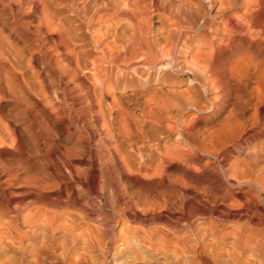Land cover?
<instances>
[{"label":"bare ground","instance_id":"6f19581e","mask_svg":"<svg viewBox=\"0 0 264 264\" xmlns=\"http://www.w3.org/2000/svg\"><path fill=\"white\" fill-rule=\"evenodd\" d=\"M27 6L34 13L41 9L39 28L51 33L49 35H56L54 47L47 48L44 53L43 43L35 37L42 35L38 28L34 30L36 33H28L25 36L26 45L23 43L24 46L20 48L12 41L11 43L15 45L10 46L8 34L5 35L8 11L9 14L13 11L24 15ZM21 13H18V16ZM18 19L19 17L13 20ZM7 48L14 53L17 51L13 50L17 49L19 53L16 54L19 58L25 53L46 57L51 68L54 71L58 70L59 74L56 73L60 75L59 79L65 83L70 76L81 79L88 86H94L91 92L97 93L96 96L100 99L109 98L108 94L111 93L114 101L116 96H121L120 93L131 91L139 114L134 117L132 114L136 111L130 113L131 115L124 113L127 114L124 121L129 116H132L131 120L135 118L136 128L133 133L128 130L131 134L129 133L130 136L127 134L129 137L126 139L123 136L125 134L120 133L125 140L122 139L126 141L123 142L128 154L124 153L120 157L118 153L116 158L119 160L116 162L126 172L129 171L141 178H129L125 184L128 189L123 184L125 190L112 181L97 179L96 174L86 178L87 173L84 171L81 172V175L85 174L83 178L77 177L74 180L68 178L70 181L64 178L56 179L58 181L51 180L47 179L48 176L43 178V175H40L42 177L40 178L35 174L40 178L36 179V176L31 178L28 175L27 178H30L24 179L27 182H23L28 189V196L16 200L15 193L5 194L4 185L7 187L8 183L9 185L12 183L8 181L10 177L6 176L3 179H8L7 182L3 180L5 184L0 183V264H264L262 243L264 229L262 231V222L258 214L249 213L252 210V208L249 210L251 202L247 199L250 195L244 197L248 192L244 196L240 191L232 194L229 192L230 196H224L225 198L219 201L214 199L217 197H213L214 200L196 197L194 192L190 198L180 193L177 196L171 195L170 191L173 190L175 194L179 184L175 179L177 185L170 183L169 179V184L164 185L162 182L164 174L161 170L167 160L181 156L180 146L176 144L196 147L195 124L204 118L197 116L189 119V112L196 114L210 112L212 117H216L217 122L210 129H205L206 133L223 142L226 140L227 143V140L229 142L237 140L245 134L246 124L249 122L245 111L254 106L251 124L249 123L250 127L248 125L247 127L249 133L254 136L264 137V0H0V85L12 91L9 93L15 92L23 101L26 95L30 96V90L33 84L37 83V77L31 75L36 82H33V78L23 77L24 74L18 77L16 73L20 71L17 72L16 69H22L16 60L18 56L10 55ZM22 66L24 72L29 69V65L25 66L26 69L24 65ZM181 77H186L184 83L186 90L180 93L173 91L174 100H171L166 97L168 91L164 90V87ZM40 85L41 83L38 86ZM252 85L255 86L251 87ZM246 89L250 90L246 92ZM31 91H35L34 88ZM85 91L90 93V87ZM231 97H234V110L229 109L231 112L220 116L225 112ZM86 100L91 102L88 98ZM110 104V107H114V103ZM42 107L45 108L44 105ZM54 108L53 110L57 109ZM47 114L50 115L48 112ZM92 114L90 112V116ZM107 116L112 122L110 113ZM115 117L117 118L116 115ZM53 118L52 123L56 119L53 121ZM169 120H173L174 125H171ZM103 122L99 125H103ZM145 125L156 128L157 136H147L146 131V134H142L144 127H147ZM1 130L4 131H1L0 135L6 128ZM123 130L121 129L122 132ZM151 131L150 129L148 132ZM171 132L176 133L172 139L173 143L165 141ZM4 134L8 135L6 132ZM2 136L4 135L2 134L0 139ZM254 136L250 138L253 139ZM159 139H164L163 146L159 145ZM47 145L45 147H48ZM261 148L264 147L261 146L259 151ZM256 149L255 154L258 153ZM260 155H263L260 156V161L264 164V153ZM250 158H253V155ZM257 159L259 160V157ZM153 161H157V164H151ZM28 166L30 168L29 164ZM0 167L5 168V165L2 163ZM16 167L13 165V168H10L8 176L12 175L14 168L18 169ZM163 168L165 169V166ZM5 169H7L5 173L8 172L9 168ZM5 169L1 171L4 172ZM141 170L146 173L141 174ZM27 171L29 172L28 168ZM15 172L13 175H17ZM147 173L160 180L158 182L155 180L156 183L147 182L146 178L149 177ZM131 174L128 176L131 177ZM254 177L258 178L256 175ZM244 178L246 180V175ZM20 179L23 180L21 177ZM254 179L250 177L246 182L261 190L259 182H262V179H258L259 182ZM183 183L180 186L184 185ZM242 183L243 181H237L235 184L240 186ZM19 184L18 188L21 186ZM204 187L206 189V186ZM196 190L201 192L199 188ZM204 192L200 195H204ZM207 192L204 197L207 196ZM63 193L66 194V199L62 198ZM255 193L257 192L253 194ZM86 195L93 196L92 201L97 203L101 212L91 210L93 205L89 204ZM31 207L33 210H30ZM46 207L50 210L54 207L59 211H50Z\"/></svg>","mask_w":264,"mask_h":264},{"label":"rangeland","instance_id":"374dc122","mask_svg":"<svg viewBox=\"0 0 264 264\" xmlns=\"http://www.w3.org/2000/svg\"><path fill=\"white\" fill-rule=\"evenodd\" d=\"M9 8V7H8ZM7 8V9H8ZM10 9V8H9ZM26 10H24V15L21 13V12H18V13H21L19 14L18 16V13H15L13 11H10L12 13L9 14V11L7 13V25H6V28H5V35L7 36L8 34V42L12 43H16L15 44H10V46H18L19 48L21 46H24V44L26 45V41H25V36L30 33H34L35 29L38 28V30L40 31V33L43 35H41V37L39 36H35L36 38H38V41L41 43H43V47H42V53L45 52V50H47V48H53L54 47V43L56 42V35L53 34V35H49L51 33H46L44 32V30H42V28H39V17L41 15V12L39 9L37 12H32L30 10V7L27 6L25 7ZM28 9V10H27ZM31 12H30V11ZM30 13H29V12ZM26 12V13H25ZM29 14H28V13ZM40 12V14H39ZM15 13V14H14ZM32 13V15H31ZM34 13V14H33ZM38 13V14H37ZM9 14V15H8ZM27 14V15H26ZM22 15V17L20 16ZM13 16V17H12ZM17 17H19V19L17 21H14L17 19ZM42 17V16H41ZM40 17V18H41ZM22 18V19H21ZM25 18V19H24ZM36 18V19H35ZM12 19V20H10ZM14 19V20H13ZM35 19V20H33ZM21 20V22H20ZM30 20V21H29ZM11 23H10V22ZM23 21H25L23 23ZM29 21V22H28ZM23 23V24H22ZM32 23V24H31ZM15 24V25H14ZM16 24H18L16 26ZM29 24V25H28ZM37 24V26H36ZM13 27H12V26ZM21 27H20V26ZM35 25V26H34ZM25 28H23V27ZM30 26V27H29ZM12 27V29H11ZM8 28V29H7ZM16 28V29H15ZM22 28V29H21ZM7 29V30H6ZM10 29V30H9ZM24 29V30H23ZM17 30V31H16ZM23 31V32H22ZM43 31V32H42ZM10 32V33H9ZM25 32V33H24ZM27 32V33H26ZM36 33V32H35ZM14 34V35H12ZM20 34V35H19ZM48 34V35H47ZM15 36V37H13ZM21 37V38H20ZM14 38V39H13ZM45 38V39H44ZM53 38V39H52ZM11 39V40H10ZM44 39V41H43ZM55 39V41H54ZM16 40V41H15ZM18 40V41H17ZM24 40V41H23ZM52 40L54 42H52ZM23 41V42H22ZM48 41V43H47ZM46 42V43H44ZM24 43V44H23ZM50 43V44H49ZM23 44V45H22ZM47 44V45H46ZM48 46V47H47ZM46 47V48H44ZM10 48V47H9ZM9 48H7V50H9ZM44 50V51H43ZM10 51V50H9ZM13 51H17L16 53H19L18 50L14 49ZM10 55H14L16 53L14 52H9ZM25 55V56H24ZM32 55V54H31ZM30 55V53L28 54H23L22 55V58L20 59L18 54H16V57L18 56V58H16L17 62L19 65H21V68L22 69H16L17 72L19 73H16L17 76L19 77L20 76H24L23 77H29V78H36L37 77V83H41L40 86L37 85V83L33 84V87L32 89L34 88L35 91H33L37 96H35V94H33V92L30 90V96H27L26 95V99L22 101L21 98H19V96H17V94L15 92L12 93H9V92H12L11 90H7L5 88L4 85H0V123L3 124V125H0V133L1 131H4V130H1V129H4L6 128L5 132L8 134L6 136V134H4L2 132V134L4 136H2L4 139H8V140H3L0 139L1 143H0V166H2V163L5 165V168H9L8 169V172L5 173V171H7V169H5L4 167H0V183L2 184H5L3 183L6 176V180H8L9 182H12L8 183L7 187L6 185H4L5 189V194H8L9 192L10 193H15L16 197V200H19V199H22V198H25L26 196H28V189L25 187L26 185L23 183V182H27V181H24V179L27 178V176H36L35 178L37 179V175L40 176V175H43V178L45 176H48L47 179H51V180H61L62 178L64 179H75L77 177H80V178H83L85 175L84 173H87L85 175L86 178H90L92 175H95L96 174V177L97 179H100V180H104V181H112L114 183H117L120 187L124 188L126 190L127 186L125 185L128 181L129 178H136V179H139L141 178L140 176H137V175H133L131 173H129V171H125L121 166H119L117 163L119 158H116L118 156V153H120V157L122 156V154H128L126 151L127 150V147L125 146V143L126 141H124L126 139V137H129L131 133H133V130L136 128L135 126V115L139 114V108H137L138 106L136 105V101H133L132 99V95H131V91H125V92H122L120 93L121 96H116L113 101V97L111 98V93L108 94L109 95V98H105V99H100L96 96V94L92 93L93 92V88L94 86L93 85H90L88 86V84L86 82H84L83 80L81 79H78V78H75L70 76L69 79L71 80L70 83H69V79L68 81H66V83L64 81L61 80V78L59 79L60 75L59 72H57L58 70L54 71L52 68H51V64H49L48 60L46 57H39L38 55L36 54H33L32 56ZM15 56V55H14ZM24 56V57H23ZM26 58H29L26 60ZM40 58V59H39ZM44 58V60H42ZM25 59V61H24ZM31 60V61H30ZM33 60V61H32ZM40 60V61H39ZM46 60V61H45ZM21 61V62H20ZM27 61V62H26ZM28 61L30 63H28ZM36 61H37V64H36ZM24 62V63H23ZM35 63V64H34ZM40 63V64H39ZM46 63V64H44ZM48 63V64H47ZM33 64V65H31ZM24 65V68L26 69V67L28 66L29 69L27 68L24 72V69H23V66ZM42 65V66H41ZM45 65V66H44ZM49 65V66H48ZM26 66V67H25ZM31 66V67H30ZM34 69H32L33 67ZM36 66V67H35ZM41 66V67H40ZM49 67V68H48ZM37 68V70L35 69ZM47 68V70H46ZM39 69V70H38ZM44 69V70H43ZM52 69V71H51ZM23 70V71H22ZM31 70V71H29ZM46 70V71H45ZM27 71V72H26ZM39 71V72H38ZM45 71V72H44ZM22 72V73H21ZM24 72V73H23ZM32 72V73H30ZM51 72V73H50ZM53 72V73H52ZM58 74H57V73ZM37 75H36V74ZM22 74V75H21ZM26 74V75H25ZM33 74V76H31ZM51 74V75H50ZM36 75V76H35ZM54 77H53V76ZM51 76V77H50ZM45 77V78H44ZM53 77V79H52ZM33 78V79H34ZM39 78V79H38ZM57 78V80H56ZM32 79V80H33ZM42 79V80H41ZM185 79V80H184ZM35 80V79H34ZM33 82H36V80ZM74 80V81H73ZM59 81V82H57ZM73 81V82H72ZM83 81V82H81ZM64 82V83H63ZM81 82V83H79ZM182 82V83H181ZM186 82V77H181L179 79H176L175 81H173V83H167V85L164 87V90L168 91V93L166 92V97H169V99H173L174 100V93H180V92H183L184 90H186V86L184 85V83ZM44 83V84H43ZM55 84H58V85H55ZM66 84V86H65ZM69 84V85H68ZM92 84V82H91ZM47 85V86H46ZM86 85V86H85ZM36 86V87H35ZM44 86V87H43ZM65 86V87H63ZM255 85H252L251 87H254ZM57 87V88H56ZM87 87H90V93H88L86 90ZM37 88V90L35 89ZM50 88V89H49ZM250 88V87H249ZM45 89V90H44ZM62 89V90H61ZM68 89V90H67ZM81 89V90H79ZM91 89H92V92H91ZM174 89V90H173ZM178 89V90H177ZM65 90V91H64ZM183 90V91H182ZM250 89H246V92L249 91ZM38 91V92H37ZM52 91V92H51ZM63 91V92H62ZM173 91H175L174 93H172ZM3 92V93H2ZM245 92V93H246ZM16 95H15V94ZM45 93V94H44ZM53 93V94H52ZM70 93V94H69ZM3 94V95H2ZM40 94L42 96H40ZM67 94H69L67 96ZM94 96H90V95ZM34 95V96H33ZM62 95V96H61ZM80 95V96H79ZM85 95V96H84ZM117 95V94H115ZM130 95V96H129ZM218 95V94H217ZM217 95H214V96H217ZM242 95V94H241ZM16 96V97H15ZM64 96V97H63ZM67 96V97H66ZM71 96V97H69ZM82 96V97H81ZM91 98H89V97ZM96 96V97H95ZM236 95H234L235 97ZM36 97V98H35ZM38 97V98H37ZM73 97V98H72ZM76 97V98H75ZM119 97V98H118ZM128 97V99H127ZM131 97V98H130ZM234 97H231L230 98V102L228 103L226 109H225V112L220 114V116H225L227 115V113H229L228 111H233L234 108ZM29 98V99H28ZM70 98V99H69ZM82 100H81V99ZM88 98V100H91L90 101H87L86 99ZM97 100H96V99ZM74 99V100H72ZM93 99V100H92ZM96 101H99L97 104H95V100ZM112 99V101H111ZM21 100V102H20ZM39 100V101H38ZM51 100V101H50ZM63 100V101H62ZM68 102H66V101ZM107 100V101H106ZM65 101V102H64ZM75 101V102H73ZM83 101V102H81ZM93 101V103H92ZM118 101V102H117ZM120 101V102H119ZM127 101V102H126ZM27 102V103H26ZM52 102V103H51ZM54 102V103H53ZM59 102V103H58ZM71 102V103H70ZM89 102V103H88ZM107 102H108V105H107ZM141 102V101H140ZM252 102V101H251ZM110 103H114V107H110L111 104ZM135 103V104H134ZM51 104V106H50ZM68 104V105H67ZM72 106H71V105ZM76 104V105H75ZM84 104V105H83ZM103 104V105H102ZM115 104L117 105L116 107H121V108H116L115 107ZM120 104V105H119ZM128 104V105H126ZM134 104V105H133ZM253 104V102H252ZM44 105L45 108H43L42 106ZM57 105V106H56ZM65 105V106H63ZM80 105V107H79ZM86 105V106H85ZM98 107H97V106ZM55 106V108L53 107ZM60 106V107H59ZM68 106V107H66ZM76 106V107H75ZM83 106V107H82ZM137 106V107H136ZM15 107V108H14ZM28 107V108H27ZM57 109L56 110H53V108ZM65 107V108H64ZM71 107V108H70ZM77 107L79 109H77ZM82 107V108H81ZM101 107V108H100ZM253 107L254 106H251L250 108H248L246 111H245V116L247 118V121L249 119V122L248 124L251 122L250 120H252V116L251 114H253ZM31 108L32 111H31ZM52 108V109H51ZM69 108V109H68ZM76 108V109H75ZM84 108V109H83ZM94 108V109H92ZM97 108H99V110H97ZM109 108V109H108ZM138 111H137V109ZM22 109V110H21ZM72 109V110H71ZM81 109V110H80ZM86 109L87 112H86ZM104 109V110H103ZM112 109H114L112 111ZM115 109H116V112H115ZM123 109H125V111H123ZM129 110L127 112V110ZM230 109V110H229ZM48 110V111H47ZM59 110H62V111H59ZM71 110V111H70ZM78 110V111H77ZM95 110V111H94ZM109 110V111H107ZM24 111V112H23ZM41 111V112H40ZM69 111V112H68ZM75 111V112H73ZM91 114L93 113L91 116H90V112ZM93 111V112H92ZM100 111H103V112H100ZM111 111V112H110ZM133 111H136V113H133ZM230 111V112H231ZM255 111V110H254ZM32 114H31V113ZM47 112L50 114L48 115ZM74 114H73V113ZM78 112V114L76 113ZM81 112H82V116L80 117L81 115ZM85 112V113H84ZM110 113L111 115V121H109L108 119V114ZM76 113V114H75ZM80 113V114H79ZM99 113V114H98ZM104 113V114H103ZM121 113V114H120ZM124 113H129L128 115H134L133 119L131 120L130 118H132V116H129V118L125 119L124 121V117L127 116V114H124ZM131 113V114H130ZM4 114V115H3ZM37 116H36V115ZM89 114V115H87ZM98 116H97V115ZM189 119L190 118H193V117H197L199 116L200 118H204L203 120L201 121H198L196 124H195V130H196V139H197V142H196V147H192L190 145H184V144H176L177 146H180L179 149L181 150V158L178 157V158H170L169 160H167L165 164H163V166H165V169L163 168V166L161 167L162 169V173L164 174L162 176V182L164 183V185H168L169 184V179H171L170 183H174V184H179L177 185L178 186V190L177 192L174 194L173 190L170 191V194L171 195H187V197H192V193L194 194V196L196 197H201V198H206V199H209V200H217L218 201L222 198H225V197H228L230 196L232 193L234 192H237V191H240L241 193H243V196L244 197H248L250 195V198L248 197L247 199L249 200L250 203V209L252 208V210L249 212L250 214L252 213H256L258 214V218L261 220L260 222H262V231L264 229V164H262V162L260 161V156L262 157L263 155H260L264 153V148H261L260 152L259 149L260 147H264V137H259V136H254L253 134L249 133V129L248 127H250L249 125L251 124H246V129H245V134L240 137V138H235L237 140H231L229 142V140H227L228 142L226 143V140L223 142L221 141L219 138H216L214 135L213 136H210L208 135V133H206V130L210 129L212 126H214L217 122L216 120V117H212L211 113H202V114H196V113H193V112H189ZM210 114V115H209ZM68 115V117L66 116ZM77 115V116H75ZM87 115V116H86ZM100 115V116H99ZM104 117H102V116ZM115 115L117 116V118L115 117ZM119 115V116H118ZM123 115V118H121ZM7 116V117H6ZM45 116V117H44ZM106 116V117H105ZM211 116V117H210ZM251 118H250V117ZM5 117V118H4ZM25 117V118H24ZM54 117V118H53ZM76 117H78L77 119L79 121H77ZM91 117V119H90ZM97 117V118H96ZM100 119H99V118ZM119 117V118H118ZM206 117V118H205ZM249 117V118H248ZM12 118V119H11ZM50 118V119H49ZM53 118V121L55 119V122L52 123V119ZM4 119V120H3ZM6 119V120H5ZM43 119V120H42ZM99 119V120H98ZM102 119V120H101ZM116 119V121H115ZM207 119V120H206ZM75 120V121H74ZM87 120V121H86ZM90 120V121H89ZM92 120V121H91ZM128 120V121H127ZM206 120V121H205ZM8 121V123H7ZM42 121V122H41ZM44 121V122H43ZM57 121V122H56ZM85 121V122H84ZM93 122L92 124L89 123V122ZM96 121V122H95ZM101 121V122H100ZM103 122V125H99V123L101 124ZM108 121V122H107ZM122 121V122H121ZM132 121V122H131ZM171 125H174L173 123V120H169ZM5 122V123H4ZM10 122V123H9ZM40 122V123H39ZM83 122V123H81ZM113 122H115L116 124H118V126L116 124H114ZM127 122V123H125ZM6 123L8 125H6ZM46 123V124H45ZM68 123V124H67ZM80 123V124H79ZM85 123V124H84ZM115 125H113V124ZM132 123V124H131ZM134 123V124H133ZM5 124V125H4ZM11 124V125H10ZM28 124V125H27ZM30 124V125H29ZM36 124V125H35ZM44 124V125H43ZM88 127H87V125ZM91 124V127L89 126ZM123 124V125H122ZM131 124V125H130ZM40 125V126H39ZM82 125V126H80ZM84 125V127H83ZM135 125V126H134ZM248 125V127H247ZM7 126V127H6ZM114 126V127H113ZM147 127H144L145 130L142 131V134H146L147 132V136H157L155 130L156 128H153L152 125H145ZM2 127V128H1ZM33 127V128H32ZM35 127V128H34ZM42 127V128H41ZM87 127V128H85ZM93 127V128H92ZM101 127V128H100ZM103 127V128H102ZM107 127V129L105 128ZM113 127V128H112ZM132 127V128H131ZM152 127V128H151ZM198 127V129H197ZM12 128V129H11ZM15 128V129H14ZM39 128V130H38ZM59 128V129H58ZM65 130H64V129ZM104 128H105V132H104ZM111 128V129H110ZM115 128V129H114ZM149 128V129H148ZM87 129V130H86ZM117 129V131H116ZM121 129L123 130V132L121 131ZM126 129V130H125ZM150 129L152 130L151 132H148L150 131ZM206 129V130H205ZM7 130H10L9 132ZM37 130V132H36ZM51 130V131H49ZM131 131V133L129 131ZM148 130V131H147ZM70 131V132H69ZM74 131V132H73ZM81 131V132H80ZM108 133H107V132ZM121 131V132H120ZM146 131V132H145ZM48 132V133H47ZM90 132V133H89ZM111 134H110V133ZM155 134H154V133ZM50 133V135H49ZM88 133V135H87ZM98 133V134H97ZM120 133L125 136V139L123 136H120ZM130 133V134H129ZM1 134V135H2ZM11 135V139H10V135ZM55 134V135H54ZM97 134V135H96ZM116 134V136H115ZM129 136H128V135ZM199 134V135H198ZM251 134V135H250ZM0 135V136H1ZM45 135V136H44ZM103 135V136H102ZM109 135V137H108ZM111 135V136H110ZM175 135L176 133L175 132H171L168 136V138L165 139V141H168L170 143H173L174 140H172L173 138H175ZM9 136V137H8ZM13 136V137H12ZM22 136V137H21ZM78 136V137H77ZM93 136V137H92ZM99 136V137H97ZM208 136V137H207ZM250 136H254L253 139L250 138ZM172 137V138H171ZM244 137V138H243ZM257 139H256V138ZM1 138V137H0ZM13 138V139H12ZM47 138V139H46ZM92 138V139H91ZM100 138V139H99ZM111 138V139H110ZM124 140H123V139ZM251 140H250V139ZM9 139L11 141H9ZM16 139V140H15ZM78 139V140H77ZM80 139V140H79ZM113 139V140H112ZM246 139H248V141H245ZM88 140V141H87ZM93 140V141H92ZM13 141V142H12ZM43 141V142H42ZM114 141V143L112 142ZM116 141V142H115ZM122 143H121V142ZM124 141V142H123ZM164 139H159V145L160 146H163L164 145ZM12 142V143H11ZM18 142V143H17ZM26 142V143H25ZM34 142V143H33ZM262 142V143H261ZM5 143V144H4ZM8 143L9 145L7 146ZM20 143V144H19ZM37 143V144H36ZM85 143H88V144H85ZM231 143V144H230ZM3 144V145H2ZM30 144V145H29ZM42 144L44 146H42ZM48 144V145H47ZM112 144V145H111ZM123 144V145H122ZM227 144V145H225ZM230 144V145H229ZM263 144V145H262ZM6 145V147H5ZM12 145V146H11ZM19 145V146H18ZM48 146V147H45V146ZM87 147H86V146ZM16 146V147H15ZM50 146V147H49ZM82 146V147H81ZM89 146V147H88ZM96 146V147H95ZM110 146V147H109ZM120 146V147H119ZM190 146V147H189ZM227 146V147H226ZM229 146V147H228ZM237 146V147H236ZM242 146V147H241ZM260 146V147H259ZM23 147V148H22ZM85 147V149H84ZM107 147V148H105ZM116 147V148H115ZM119 147V148H117ZM185 147V148H184ZM232 147V148H231ZM26 148V150H24ZM48 148V149H47ZM62 148V149H61ZM76 148V150L74 149ZM82 148V149H81ZM90 148V149H89ZM123 148V149H122ZM187 148V149H186ZM189 148V149H188ZM238 148V150H237ZM257 148V149H256ZM16 149V150H15ZM19 149V150H18ZM51 149V150H50ZM53 149V150H52ZM56 149V150H55ZM115 149V150H114ZM118 151H117V150ZM184 149V150H183ZM236 149V150H235ZM255 149H256V152H258L257 154H255ZM51 152H50V151ZM70 152H69V151ZM72 150H73V153H72ZM81 150V151H80ZM95 150V151H94ZM254 151V153H252V151ZM7 151V152H6ZM49 151V152H48ZM57 151V152H56ZM67 153H65V152ZM116 151V152H115ZM121 151L123 153H121ZM125 151V152H124ZM22 152V153H21ZM37 152V153H36ZM89 152V153H88ZM114 152V153H113ZM251 152V153H250ZM25 155H24V154ZM30 153V155H29ZM49 153V154H48ZM60 153H62L60 155ZM106 153V154H105ZM117 153V154H116ZM9 154V155H8ZM27 154V155H26ZM42 154V155H41ZM44 154H47V155H44ZM53 154V155H52ZM68 154V155H66ZM75 154V155H74ZM192 154V156H191ZM194 154V155H193ZM66 155V159H67V162H66V159H64V156ZM79 155V156H78ZM104 155V156H103ZM106 155H110V157L106 156ZM114 155V156H113ZM117 155V156H116ZM250 155V157L253 155V158H250L248 157ZM255 155V156H254ZM258 155V156H257ZM27 156V157H25ZM29 156V157H28ZM46 158H45V157ZM50 156V157H49ZM74 156V157H73ZM89 156V157H88ZM44 157V158H42ZM56 157V158H55ZM82 157V158H81ZM100 157V158H99ZM111 157H113L111 159ZM259 157V160L257 159ZM31 160H30V159ZM69 158V159H68ZM78 158V159H76ZM81 158V159H80ZM86 158V159H85ZM111 159L109 161V159ZM190 158V159H189ZM247 158V159H246ZM250 161H249V159ZM27 159V160H26ZM44 159V161H43ZM57 161H56V160ZM65 161H64V160ZM106 159L108 161H106ZM181 159V160H180ZM36 160V161H35ZM258 160V161H257ZM25 161V162H24ZM33 161V163H32ZM46 161V163H45ZM60 161V163H58ZM115 161V162H114ZM117 161V162H116ZM2 162V163H1ZM12 162V163H11ZM15 164H14V163ZM20 162V163H18ZM35 162V163H34ZM50 162V163H48ZM64 162V163H63ZM92 162V163H91ZM113 162V163H111ZM261 162V163H260ZM18 164V166L16 167V165ZM23 163L24 166H23ZM53 163V164H52ZM106 163V164H105ZM114 165V166H112ZM157 164V161H153L151 164L153 165H156ZM242 165H241V164ZM14 167L18 168L17 170L14 168L13 169V173H12V177L11 176H8L10 173V168L12 169L13 168V165ZM28 164L30 165V168L28 166ZM59 164V165H58ZM103 164V165H102ZM244 164V165H243ZM8 167H7V166ZM33 167H32V166ZM93 165V167H92ZM102 165V166H101ZM118 165V166H117ZM11 166V167H10ZM58 166V167H57ZM73 166V167H72ZM97 166V167H96ZM106 166V167H105ZM169 166V167H168ZM27 168L29 169V172L27 171ZM45 168V169H44ZM54 168V169H53ZM76 168V169H75ZM116 168V169H115ZM123 170H122V169ZM4 170L1 171V170ZM25 169V170H24ZM52 169V170H51ZM81 169V170H80ZM240 169V170H239ZM245 169V170H244ZM15 170L18 172L16 173ZM55 170V171H54ZM57 170V171H56ZM80 170V171H79ZM115 170V171H114ZM242 170L244 173H242ZM20 171V172H19ZM24 171L27 173H24ZM54 171V173H53ZM73 171V172H72ZM84 173L81 175V172ZM260 171V172H259ZM11 172V171H10ZM15 172V174L17 175H13ZM64 172V173H63ZM80 175H79V173ZM123 174H122V173ZM125 172V173H124ZM168 172V173H167ZM246 172V173H245ZM30 173V174H29ZM41 173V174H39ZM78 173V174H76ZM143 173H146L145 171H142L141 170V174ZM173 173V174H172ZM249 173V174H247ZM37 174V175H35ZM64 174V175H63ZM68 174V175H66ZM90 174V176H88ZM92 174V175H91ZM128 176V174L132 175L131 177ZM151 173H147V175L150 177L146 178L149 182V183H156L158 182L160 179H158V177L156 178V176H150ZM166 174H171V175H166ZM175 175V176H173ZM236 175V176H235ZM245 175L246 177V180H244L245 178ZM249 175V177H248ZM252 175V176H250ZM254 175H256L258 178L254 179ZM53 176V177H52ZM64 176V177H62ZM108 176V177H106ZM178 176V177H177ZM244 176V177H243ZM19 177V178H18ZM20 177L23 179L21 180ZM24 177V178H23ZM153 177V179H152ZM155 177V178H154ZM170 177V178H169ZM252 178L254 180H256V182L260 181L258 179H262L261 181L262 182H259V184H261V190H259L258 188H255L253 184H250V183H247L246 181L249 180V178ZM254 177V178H253ZM13 178V179H12ZM30 178V177H28ZM27 178V179H28ZM40 178H42L40 176ZM38 178V179H40ZM46 178V177H45ZM105 178V179H104ZM109 178V179H108ZM119 178V179H118ZM143 178V177H142ZM179 178V179H177ZM12 181H11V180ZM26 179V180H27ZM68 179V181H70ZM107 179V180H106ZM111 179V180H110ZM152 179V180H151ZM177 180L176 181H174ZM235 179V180H234ZM5 180V182H7ZM15 180V181H14ZM20 180V182H19ZM31 180V179H29ZM56 180V181H58ZM120 180V181H119ZM156 180V182H155ZM15 183H14V182ZM119 181V182H118ZM146 181V180H145ZM181 181V183L179 182ZM186 182L185 184L183 182ZM191 181V183H190ZM237 181L239 182H242L243 181V185H240L238 186L237 184H235ZM22 182V184H21ZM176 182V183H175ZM179 182V183H178ZM20 183V184H19ZM184 184L182 186H180L181 184ZM190 183V184H188ZM229 183V184H227ZM233 183V184H232ZM16 187H15V185ZM18 184L19 185H23L22 187L19 186L18 188ZM122 184V185H120ZM126 187H124L123 186ZM235 184V185H234ZM14 185V187H12ZM187 185L186 187L183 188V186ZM190 185V186H189ZM192 185L193 188H192ZM229 185V186H228ZM234 186V187H231ZM180 186V187H179ZM196 186V187H195ZM206 186V189L205 187ZM21 187V188H20ZM190 187V188H189ZM8 188V189H7ZM11 188V189H10ZM195 188V189H194ZM197 188L200 189L201 192H199V190H196ZM205 191H203L202 189ZM222 188V189H221ZM224 188L226 190H224ZM254 188H255V191H254ZM128 189V188H127ZM186 189V190H185ZM211 189V190H210ZM253 189V190H252ZM263 189V190H262ZM10 190V191H9ZM22 191V192H21ZM189 191V192H188ZM197 191V192H196ZM209 191V193L207 192ZM261 191V192H260ZM8 192V193H7ZM18 192V194H17ZM27 192V193H26ZM182 192V193H181ZM199 192V193H198ZM204 192V195H206L205 193L207 192V196L204 197V195H200L201 193ZM231 194H230V193ZM254 192H257L255 194H253ZM24 193V195H23ZM180 193V194H179ZM224 195H223V194ZM1 194V192H0ZM212 194H214L212 196ZM218 194V195H216ZM18 195V196H17ZM19 195H22V196H19ZM185 195V196H186ZM189 195V196H188ZM255 195V196H254ZM65 196V197H64ZM212 198H211V197ZM222 196V197H221ZM225 196V197H224ZM253 196V197H251ZM87 199L89 200V204L93 205L90 209L91 210H98L101 212V209L100 207H98L97 203L92 201L93 200V196L91 195H86ZM213 197H217V198H214ZM219 197V198H218ZM62 198L63 199H66V194L63 193L62 194ZM261 198V200H263L261 202V200H259ZM263 198V199H262ZM251 199V200H250ZM258 200V202L256 201ZM92 201V202H91ZM253 201V202H252ZM259 203V204H258ZM96 206H95V205ZM254 204V205H253ZM252 206V207H251ZM257 206V207H255ZM94 207V208H93ZM32 209L30 210H33V207H31ZM49 209V207H46ZM51 208V207H50ZM254 208V209H253ZM50 210V209H49ZM51 210L55 211H59L57 208H54L52 207ZM50 210V211H51ZM256 210V211H255ZM258 210V212H257ZM253 211V212H252ZM262 211V212H260ZM263 214V215H262ZM263 216V217H262ZM263 219V220H262ZM119 229V227H118ZM264 231L262 232V237H264ZM262 243H263V248H264V238H262Z\"/></svg>","mask_w":264,"mask_h":264}]
</instances>
